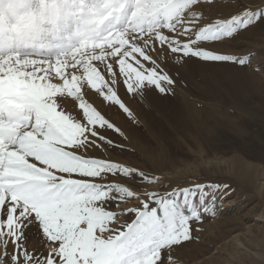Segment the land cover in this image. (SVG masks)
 I'll return each instance as SVG.
<instances>
[{"label": "snow or ice", "instance_id": "6c2138e0", "mask_svg": "<svg viewBox=\"0 0 264 264\" xmlns=\"http://www.w3.org/2000/svg\"><path fill=\"white\" fill-rule=\"evenodd\" d=\"M257 29L264 0H0V264H184L233 190L116 158L126 137L89 94L135 120L120 86L167 95L170 62L264 75L221 50Z\"/></svg>", "mask_w": 264, "mask_h": 264}, {"label": "rangeland", "instance_id": "374dc122", "mask_svg": "<svg viewBox=\"0 0 264 264\" xmlns=\"http://www.w3.org/2000/svg\"><path fill=\"white\" fill-rule=\"evenodd\" d=\"M217 11L219 9L213 10L210 15H215ZM241 49L243 53L252 52L256 54L257 59H264V31L257 29L249 32L237 40L231 48L221 50L242 54ZM237 68L248 74H254L257 76L258 83L264 84V75L253 73L242 67ZM165 70L167 71V68ZM250 91L251 89L247 87L245 93L250 95L253 93ZM119 94L135 114V120H139L137 108L128 102L133 95L127 93L123 86H120ZM89 95L95 104L121 128L126 137L121 140L119 136H114L125 145L126 149L122 153H115L116 158L126 160L149 173L163 176L165 179L161 183L182 182L189 177H199L225 183L233 190L231 196L225 199L217 215L206 217L203 223L198 225L201 229L196 233L199 239L180 251L184 264H264V203L261 202L262 196L259 192V188L264 183V103L262 101L257 99L261 105L260 111L254 113L258 121L252 126L250 134L245 135L244 142L229 133L226 135H218V133L215 135V133L210 135L208 140L203 139L204 147L200 148L190 143L185 149L180 148L179 145L176 147L175 144H169L171 149L167 147L172 151L169 150L166 158L159 157L157 161V158H152L145 149V146L152 140L146 128L141 132L135 128V120L128 118L115 107H106L102 99L95 94L90 93ZM261 98L264 100V95ZM158 120L161 121L160 117ZM132 130L144 135L146 143L131 135ZM174 134L170 136L184 140L181 134ZM212 138L216 139L213 141L214 147H227L224 151L226 153H223V150L221 152L211 149ZM223 140L225 142L221 143ZM152 144L154 148L158 145L157 143ZM230 149H233L232 152ZM155 150L154 155L156 156L159 151L157 146ZM177 151L178 153L174 154ZM236 154L241 156L239 163L236 162ZM168 158L171 160L170 166H167ZM173 162L175 165L172 164ZM156 187L158 188L159 185Z\"/></svg>", "mask_w": 264, "mask_h": 264}, {"label": "bare ground", "instance_id": "6f19581e", "mask_svg": "<svg viewBox=\"0 0 264 264\" xmlns=\"http://www.w3.org/2000/svg\"><path fill=\"white\" fill-rule=\"evenodd\" d=\"M46 39L53 38L49 36ZM167 71L177 81L167 95L152 90L143 96L133 95L128 100L131 106L137 108L139 120H135V128L141 132L146 128L151 134L152 140L145 149L152 158H157V161L159 157L166 158L168 152L172 151L169 144H175L176 147L179 145L182 149H185L189 143L198 148L204 147L203 139L208 140V137L215 133V135L229 133L245 141V135L250 134L252 126L258 121L254 113L260 111L261 105L257 99L264 103L261 98L264 95V84L258 83L257 76L235 66L206 63L196 59H190L182 65L171 62ZM247 87L251 89L252 94L245 93ZM159 117L161 121L158 120ZM172 133L181 134L185 141L176 136L171 137ZM131 135L146 143L144 135L135 131L131 132ZM214 139L210 142V145H213L211 149L223 150V153H226L224 151L227 147H214ZM152 143L158 144L156 146L160 152L158 151L156 156L154 155L156 146L154 148ZM242 151L238 152L243 153ZM177 153L178 151L174 154ZM235 157H237L236 162L239 163L241 156L236 154ZM170 162L171 160L167 166H170ZM172 164L175 165L174 162ZM262 185L264 186V183ZM263 186L259 188L262 203H264Z\"/></svg>", "mask_w": 264, "mask_h": 264}]
</instances>
